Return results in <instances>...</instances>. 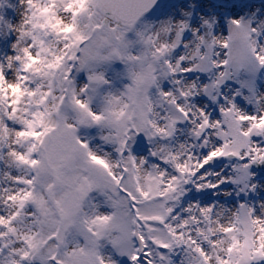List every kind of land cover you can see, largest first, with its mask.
Listing matches in <instances>:
<instances>
[{
    "label": "snow or ice",
    "instance_id": "1",
    "mask_svg": "<svg viewBox=\"0 0 264 264\" xmlns=\"http://www.w3.org/2000/svg\"><path fill=\"white\" fill-rule=\"evenodd\" d=\"M0 0V264H264V0Z\"/></svg>",
    "mask_w": 264,
    "mask_h": 264
},
{
    "label": "rangeland",
    "instance_id": "2",
    "mask_svg": "<svg viewBox=\"0 0 264 264\" xmlns=\"http://www.w3.org/2000/svg\"><path fill=\"white\" fill-rule=\"evenodd\" d=\"M219 1V3H218ZM221 0H198L199 3L203 4V3H207V5H209V8L214 9L216 12L218 13H223V9L224 6H222L220 3ZM226 2H229L231 4H233V0H226ZM237 11L236 8H234V13Z\"/></svg>",
    "mask_w": 264,
    "mask_h": 264
},
{
    "label": "bare ground",
    "instance_id": "3",
    "mask_svg": "<svg viewBox=\"0 0 264 264\" xmlns=\"http://www.w3.org/2000/svg\"><path fill=\"white\" fill-rule=\"evenodd\" d=\"M220 2H221L220 4L222 6H224L223 12H231V13H234V7H232V4L231 3L226 2V0H221ZM218 3H219V1H218ZM202 5L205 6V7H209V5H207L206 2L203 3Z\"/></svg>",
    "mask_w": 264,
    "mask_h": 264
}]
</instances>
